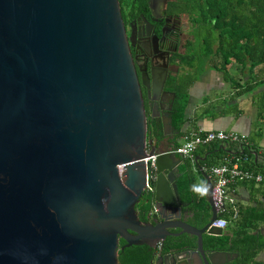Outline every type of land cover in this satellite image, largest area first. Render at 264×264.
Here are the masks:
<instances>
[{"label":"water","instance_id":"obj_1","mask_svg":"<svg viewBox=\"0 0 264 264\" xmlns=\"http://www.w3.org/2000/svg\"><path fill=\"white\" fill-rule=\"evenodd\" d=\"M146 83L117 0H0V264H117L118 249H156L181 233L194 243L153 264H231L230 252L203 248L204 234L223 235L210 225L220 214L205 156L180 170L172 145L148 137ZM153 153L157 217L141 221L135 204ZM193 170L208 205L201 227L185 220L177 188Z\"/></svg>","mask_w":264,"mask_h":264},{"label":"trees","instance_id":"obj_2","mask_svg":"<svg viewBox=\"0 0 264 264\" xmlns=\"http://www.w3.org/2000/svg\"><path fill=\"white\" fill-rule=\"evenodd\" d=\"M177 2L176 10L187 14L194 27V42L189 44L184 54L180 55L181 67L186 70L184 77L178 81L174 77L169 79V86L176 94L170 126L179 132L185 121L184 109L188 100L186 89L196 82L199 73L205 67L221 72L223 81L232 89L229 97L231 102H225L219 112H211L212 117L238 115L240 111L236 109L234 100L243 96H250L252 105H254V97H262L261 108L264 107V0H177ZM170 5L175 6L174 3ZM213 60L215 62H212ZM232 63L238 66V78H233L227 71ZM209 111L207 109L198 115H207ZM261 113L262 109L257 110L256 115L261 116ZM155 127L153 119L149 118L147 131L157 133ZM237 136L241 135L237 134ZM242 137V142L213 141L199 146L197 148L199 152L206 155L200 164L204 166L205 172L207 173L208 167L217 164L223 155L228 153L238 155L240 152L247 156V160L241 163L242 167L264 173V165L254 161V152L251 151L247 136ZM189 164V160H185V164L180 165L179 169L182 170ZM195 173L203 181L198 171ZM194 182V174L188 171L177 179V188L181 201L187 203L186 208L192 213L191 224L201 227L208 218V205L204 195L194 193ZM198 187L203 189V182ZM152 195V191L145 190L135 204L137 216L141 221L146 220V214L152 207ZM202 241L206 246L217 249L227 248L230 241V248L240 252L254 244L252 238L243 236L241 231L235 232L231 239L225 235L204 234ZM183 243L192 245L194 238L187 237V240L180 243L168 238L163 243L162 249L166 250L169 246H179ZM117 244L120 247L123 241L120 239ZM152 257L153 249L140 244L118 249L116 259L117 264H150ZM250 257L251 254L241 258L240 264H246Z\"/></svg>","mask_w":264,"mask_h":264},{"label":"flooded vegetation","instance_id":"obj_3","mask_svg":"<svg viewBox=\"0 0 264 264\" xmlns=\"http://www.w3.org/2000/svg\"><path fill=\"white\" fill-rule=\"evenodd\" d=\"M117 3L137 77L139 80L142 78L149 85V94H146L145 86L140 85L146 126L147 120L152 118L156 126L154 130L157 129L158 131L157 133L147 131L148 137L151 136L157 140L162 139V143H165L164 138L166 136L172 135L174 138L177 134V131L170 126L176 94L169 86V79L174 77L178 81L184 77L186 70L181 67L180 55L184 54L189 44L194 42V27L187 14L176 10L178 8L176 7L177 0H117ZM171 3H174L175 6H171ZM162 79L163 83L159 89L158 85ZM167 118L170 119L169 128L165 127ZM163 121L164 123H162ZM174 142L171 143V148L175 145ZM173 155L174 158L177 156ZM193 171L194 174L196 171ZM153 175L155 178V171ZM152 185H154V181ZM183 208L189 214L185 220L191 224L192 213L188 208ZM151 209L146 214L147 220L157 217V214L151 212ZM169 231L178 232V229H170ZM187 237L191 238L192 236L184 233L177 236H166L159 248L153 249L150 264H153L156 255H165L169 247H176V250H180L184 246H189V244L183 243L179 246H169L163 250L162 245L168 238L180 243L187 240ZM227 246L225 249H217L203 244V248L207 250L230 252V263L240 264L242 253L231 249L230 241Z\"/></svg>","mask_w":264,"mask_h":264},{"label":"crops","instance_id":"obj_4","mask_svg":"<svg viewBox=\"0 0 264 264\" xmlns=\"http://www.w3.org/2000/svg\"><path fill=\"white\" fill-rule=\"evenodd\" d=\"M237 72V76L239 77L238 68ZM202 78L210 80L211 83L213 79H219V81L221 80L222 82L221 72L214 68L208 67L203 70L201 78H199L187 90L188 100L184 109L185 121L178 130L179 132H177L174 138L172 135L166 136L164 139L168 141V144L161 142V146L159 145V147L162 149H167L168 145L174 141V144L177 143L176 140L179 139V135L182 132L195 129L197 127H201L202 129L208 131H231L243 136H247L252 148L251 151L254 152V161H256L259 165H264V136H260L257 132H254L251 129L252 125L254 124L255 116L253 113V105L251 104L250 96H243L234 100L236 103V109L240 111L238 115H216L211 117L210 121H207V119H202L205 115H198L200 114L197 112L198 107L203 108L205 105L209 107L211 106V112H219L223 108L225 102L229 101L232 89H229L224 94L212 97V99L208 97L203 98V95H205L203 94L200 97L202 98L201 101L197 102L199 100H196L195 98L197 95H199V89L202 87H198L197 84H201L204 81ZM211 83L208 81L207 87L210 86ZM239 85H241V81H239ZM167 131L166 133H168ZM194 156H205L206 158V155L201 154L198 149H196V154ZM178 158L179 156H175V160ZM201 162L202 161H199V164H201ZM189 163L192 162L189 161ZM194 176L195 186L198 187L200 183H204V181L200 180V178L195 173ZM228 195L234 200L236 213L233 216L232 205L228 202L224 203V212L221 216L226 220V226L222 229L223 235L231 239L235 232L241 231L243 236L246 235L247 237L252 238L254 244L250 247H246L241 252L242 258L251 254V257L248 258L249 260L246 262V264H264V184H256L247 180L238 181L232 185H229Z\"/></svg>","mask_w":264,"mask_h":264},{"label":"built area","instance_id":"obj_5","mask_svg":"<svg viewBox=\"0 0 264 264\" xmlns=\"http://www.w3.org/2000/svg\"><path fill=\"white\" fill-rule=\"evenodd\" d=\"M243 135L237 136L234 132H227L223 130L208 131L201 127L182 132L179 135V143H176L171 148V153L179 156L184 160L193 161L195 150L202 145H207L213 141L223 142H242ZM178 140V141H179ZM155 154H151L146 159L149 160L148 170L146 171L145 190L152 191V180L154 178V159ZM145 159V160H146ZM247 160L244 153L238 155L225 154L221 157L220 161L208 167L207 175L211 180V199L216 209V213L220 216L216 217L210 225L223 229L226 226V220L221 216L224 212V203L228 202L233 207V216L236 213L234 207V200L228 195V187L238 181H252L256 184H264V173L253 172L249 169L242 167L241 163ZM155 209H151L154 212ZM159 244H157V248ZM156 248V249H157Z\"/></svg>","mask_w":264,"mask_h":264},{"label":"rangeland","instance_id":"obj_6","mask_svg":"<svg viewBox=\"0 0 264 264\" xmlns=\"http://www.w3.org/2000/svg\"><path fill=\"white\" fill-rule=\"evenodd\" d=\"M212 62H215V60H213ZM205 68H207V67H205ZM237 68H238V66L234 65L233 63L230 64L229 67H228V70L227 71H228L229 75H231L233 78H238V76H237L238 75ZM202 72L199 73L198 79L201 78ZM202 79L204 81L201 84H199V83L197 84L198 87L202 86L199 89V91H200V93H198L199 95H197L196 98H195L196 100H199L197 102H200L201 101L202 98H200V97L203 94H205V95H203V98H207L208 97V98H211L212 99V97H215L217 95L219 96L220 94H224V93H226L230 89L229 84L226 83V82L225 83L223 82V78H222V82H221V80L219 81V79H213L212 80V83H211L210 80H208L206 78H202ZM208 81L211 83V85L207 87ZM188 88L186 89V92H187ZM219 88H221V89H219ZM194 90H196V89H194ZM261 99H262V97L261 98L254 97V105H253L252 109H253V113H254V116L255 117H254V124L252 125V128L251 129L254 132H257L260 136L261 135L264 136V134H263L264 133V107L261 108V106H262L261 105V101H260ZM210 107L209 106H206V105L203 108L202 107L201 108L198 107L197 112L198 113H201L202 111H205L207 109L210 110L211 109ZM261 109H262V113H261L262 114V117L256 115L257 110L258 111H261ZM210 113H211V111H209L207 113V115H205L202 119H207V121H210V119L212 117ZM226 115H229V114H226ZM231 115H233V114H231ZM178 140L179 139L176 140L177 143L180 142V140L179 141Z\"/></svg>","mask_w":264,"mask_h":264},{"label":"clouds","instance_id":"obj_7","mask_svg":"<svg viewBox=\"0 0 264 264\" xmlns=\"http://www.w3.org/2000/svg\"><path fill=\"white\" fill-rule=\"evenodd\" d=\"M193 191L195 194H198V195L205 194V189H202L201 187L193 186Z\"/></svg>","mask_w":264,"mask_h":264}]
</instances>
